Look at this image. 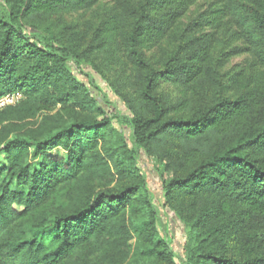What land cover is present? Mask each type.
<instances>
[{
	"label": "trees",
	"instance_id": "16d2710c",
	"mask_svg": "<svg viewBox=\"0 0 264 264\" xmlns=\"http://www.w3.org/2000/svg\"><path fill=\"white\" fill-rule=\"evenodd\" d=\"M105 1L0 0V264H264V0Z\"/></svg>",
	"mask_w": 264,
	"mask_h": 264
},
{
	"label": "rangeland",
	"instance_id": "374dc122",
	"mask_svg": "<svg viewBox=\"0 0 264 264\" xmlns=\"http://www.w3.org/2000/svg\"><path fill=\"white\" fill-rule=\"evenodd\" d=\"M213 0H201L194 6L189 15L184 19L183 26L188 24L191 20L195 19L201 12L205 11L207 7L211 4ZM105 2H108L106 0ZM67 19L70 21H78V22H85L91 19V13H77L73 15H68ZM222 49V44L218 47V51ZM249 62V58L247 56H240L234 57L230 60L224 72H233L235 70L242 69L246 67ZM89 72L88 69H85ZM80 79L83 80L85 83H88L89 78L82 74L79 75ZM100 83L99 80L94 79ZM102 87V96L103 99L107 100L108 102L112 103L110 105L119 108L120 110L124 111V107L121 102L113 96V94L109 91L106 84L101 83ZM109 105V104H108ZM108 108V107H107ZM140 166L144 173L148 178V183L152 191V195L155 196V202L157 206H159L161 217H162V230L165 234H167L173 240V247L175 248L176 252L182 253V246L185 244V227L174 217L173 213L170 210L163 209L161 207V203L159 202L160 194H161V175L162 170L158 168L152 160L148 159L144 154L141 155ZM159 169V173L157 171Z\"/></svg>",
	"mask_w": 264,
	"mask_h": 264
},
{
	"label": "built area",
	"instance_id": "2783aa9c",
	"mask_svg": "<svg viewBox=\"0 0 264 264\" xmlns=\"http://www.w3.org/2000/svg\"><path fill=\"white\" fill-rule=\"evenodd\" d=\"M21 99L22 94L19 92L14 94H7L0 98V109L6 106L16 105L18 102H20Z\"/></svg>",
	"mask_w": 264,
	"mask_h": 264
}]
</instances>
